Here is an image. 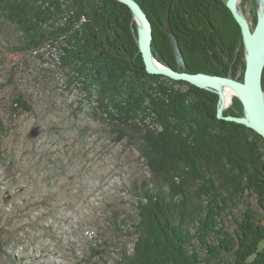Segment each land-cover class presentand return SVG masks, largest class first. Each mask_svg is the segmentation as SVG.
I'll return each mask as SVG.
<instances>
[{"label":"trees","instance_id":"16d2710c","mask_svg":"<svg viewBox=\"0 0 264 264\" xmlns=\"http://www.w3.org/2000/svg\"><path fill=\"white\" fill-rule=\"evenodd\" d=\"M98 1L103 3L100 10L106 4L117 12L106 14L97 4L92 11L77 0H0L4 23L0 37L14 41L12 50L20 56L47 45L58 49L61 66L72 73L70 82L79 81L85 100L94 103V118L111 130L115 142L126 141L133 147L150 172L149 178L133 184L138 197L132 205L134 212L111 207L101 226H91L93 255L102 259L116 247L121 257L115 264H264V223L244 201V196H254L264 220V140L243 125L219 120L215 93L146 73L130 26V10L116 0ZM139 1L154 25L152 52L159 63L178 72L213 76L230 77L231 71L241 70L236 80L242 81L243 45L224 0H211L207 9L212 22L220 19L226 25L225 34L234 38L223 42L226 35L221 32L222 41L205 44L192 36L204 35L207 22L203 19L201 34L185 23L190 14L192 24L201 23L196 14L204 12V2ZM99 23L109 27L116 41L104 39ZM166 23L177 43L163 29ZM208 34L218 36L215 28H209ZM182 36L188 40L182 41ZM176 44L184 65L177 61ZM8 108L11 116L33 112L19 93ZM240 113L236 98L224 112ZM2 120L0 115V136L9 130ZM52 130L59 132L57 127ZM46 155L39 157L34 169L44 170ZM240 203L245 205L243 218L232 235L225 229L224 215ZM111 231L114 235L110 236ZM127 237L131 242L123 245ZM196 241L206 252L204 257L198 254ZM129 244L131 256L126 253ZM9 247L2 240L4 257ZM225 254L232 260L226 261Z\"/></svg>","mask_w":264,"mask_h":264},{"label":"rangeland","instance_id":"374dc122","mask_svg":"<svg viewBox=\"0 0 264 264\" xmlns=\"http://www.w3.org/2000/svg\"><path fill=\"white\" fill-rule=\"evenodd\" d=\"M224 1L227 3L228 0ZM77 2L92 8V11L97 8L96 4L100 5L99 10L103 6L98 0ZM136 2L144 11V4L139 0ZM195 2L198 5L204 2V12L198 13L201 23L198 20V25L193 24L195 30L201 34L204 19L209 25L207 36L209 28L211 31L215 28L218 36L211 35L206 40L192 36L193 40L205 44L210 41L229 42L234 38L225 34L226 25L220 19L212 22L207 9L211 0ZM259 6V0H239L235 5L251 30L256 26L261 11ZM112 8L113 5L110 8L105 4L104 10L100 11L110 14L115 11ZM131 15L133 22L130 26L138 45V24L132 12ZM192 16L190 14L187 19L195 22ZM62 22L60 19L57 23L60 25ZM1 25L4 23L0 21ZM176 25L178 23H175V28ZM237 25L245 62L242 31ZM98 27L106 41H116L109 27L107 30L101 23ZM164 28L169 35L174 33L167 23ZM221 32L226 35L225 39L221 40ZM15 46L14 41L7 42L0 37V115L9 128L0 136V246L2 240L10 244L5 257L0 250V264H115L121 257V250L116 247L102 259L93 255L89 247L94 243L92 229L94 224L102 225L111 207L123 208L126 213L134 212L132 205L138 197L133 184L138 179L149 178L150 172L133 147L126 141L115 142L116 137L111 130L94 118L91 113L94 103L85 100L79 81L70 82L72 73L68 74L61 66L58 49L47 45L39 51L20 56L17 50H12ZM37 55L43 59H38ZM232 74L236 78L241 70L231 71ZM16 93L30 102L32 113L11 116L8 104ZM235 98L239 101L232 94L230 104L222 108L223 116L243 117L242 104V115L224 114ZM218 105L219 101L217 113ZM54 127L58 128V133H53ZM45 154L42 158L44 170L34 169V164L41 159L39 157ZM5 165L12 166L5 168ZM244 197L249 208L260 218V223H264L257 199ZM244 209L245 205L240 203L224 215L225 229L232 235L239 229ZM130 242L129 237L123 239V245ZM196 249L200 257L205 256L206 252L200 249L197 241ZM132 250V246L127 245L128 256ZM225 258L226 261L232 260L229 254H225Z\"/></svg>","mask_w":264,"mask_h":264},{"label":"water","instance_id":"95a60500","mask_svg":"<svg viewBox=\"0 0 264 264\" xmlns=\"http://www.w3.org/2000/svg\"><path fill=\"white\" fill-rule=\"evenodd\" d=\"M128 6L138 24V49L143 56L145 71L153 75H162L175 81H183L199 89L215 93L218 96L217 118L244 125L264 139V90L262 72L264 67V9L259 12L254 30H251L241 12H237V0H228L226 5L241 27L245 49V64L242 81L235 75L230 77L213 76L203 73L190 74L178 72L160 64L152 52L153 27L148 16L134 0H117ZM175 54L180 65L183 58L177 44ZM228 89L237 96L243 107V117L223 116L220 105L223 95L221 89ZM33 134V133H32Z\"/></svg>","mask_w":264,"mask_h":264},{"label":"bare ground","instance_id":"6f19581e","mask_svg":"<svg viewBox=\"0 0 264 264\" xmlns=\"http://www.w3.org/2000/svg\"><path fill=\"white\" fill-rule=\"evenodd\" d=\"M117 1V0H116ZM239 1V0H238ZM237 1V2H238ZM119 2V1H118ZM259 4H260V10L262 11L263 9H264V0H259ZM236 5V4H235ZM243 15V14H242ZM150 23L152 24V22L150 21ZM153 27V26H152ZM140 52V51H139ZM141 54V53H140ZM141 57H142V61H143V56H142V54H141ZM144 63V62H143ZM144 70H145V64H144ZM146 73H148L147 71H146ZM149 75H153V74H150V73H148ZM166 78H169V77H166ZM169 79H171V78H169ZM171 80H173V79H171ZM175 81V80H174ZM221 93H222V95H223V99L221 100V102H220V105H221V107L222 108H226L229 104H230V100H231V95H232V92L230 91V90H228V89H221Z\"/></svg>","mask_w":264,"mask_h":264},{"label":"flooded vegetation","instance_id":"af4514ba","mask_svg":"<svg viewBox=\"0 0 264 264\" xmlns=\"http://www.w3.org/2000/svg\"><path fill=\"white\" fill-rule=\"evenodd\" d=\"M196 15H198V14H196ZM185 23L187 24V25H189L190 27H192V29H195L194 27V25L189 21V19H187L186 21H185ZM198 24V23H197ZM153 28H154V25H153ZM198 28H201V27H198ZM192 29H189L188 28V31H192ZM201 29H203V28H201ZM176 31V30H175ZM184 33H186V32H184ZM203 33H204V36H198L197 37V39H203V40H206V38L207 37H209V34H208V36H207V31L206 30H204L203 31ZM172 34H174V33H171L170 35H171V40L173 41L174 40V42H176V40L174 39V36L172 35ZM180 34H182V32H180ZM189 38H191V37H189ZM192 39V38H191ZM186 40H188V37L187 36H182V41H186ZM177 43V42H176Z\"/></svg>","mask_w":264,"mask_h":264}]
</instances>
